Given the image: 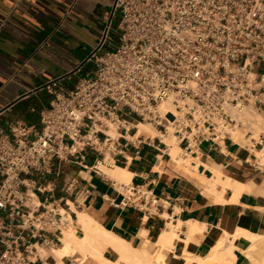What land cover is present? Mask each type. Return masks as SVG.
Segmentation results:
<instances>
[{
	"label": "built area",
	"instance_id": "2783aa9c",
	"mask_svg": "<svg viewBox=\"0 0 264 264\" xmlns=\"http://www.w3.org/2000/svg\"><path fill=\"white\" fill-rule=\"evenodd\" d=\"M102 21L86 58L90 72L71 89L44 84L52 98L38 125L14 120L0 128V264H45L38 249L54 247L72 226L58 199L33 192L51 191L53 181H30L57 177L61 162L101 174L100 165L112 167L143 145L170 159L161 137L169 134L183 158L203 143L228 141L253 153L264 142V0H112ZM136 120L160 135L138 134ZM87 157L92 163L82 165ZM62 185L88 193L73 177ZM116 185L114 207L155 214L151 190Z\"/></svg>",
	"mask_w": 264,
	"mask_h": 264
},
{
	"label": "crops",
	"instance_id": "0c3cea01",
	"mask_svg": "<svg viewBox=\"0 0 264 264\" xmlns=\"http://www.w3.org/2000/svg\"><path fill=\"white\" fill-rule=\"evenodd\" d=\"M111 3L112 0H0V128L6 129L14 120L38 125L39 111L52 98L44 84L55 80L62 88L71 89L78 78L90 72L93 63L86 58L102 38V16ZM135 151L127 149L116 158L114 166L107 168L121 167L130 174L127 183L152 191L158 199L153 215H143L131 207H114L112 202L120 198L116 183L124 182L104 171L97 174L74 163L61 162L57 177L30 180L32 187L53 181L51 191H32L40 201L52 195L74 218L72 226L57 235L60 241L54 247L38 249L45 264H103L99 256H95L99 260L93 259L88 252L82 253L85 258L79 251L62 257L57 253L67 232L71 235L74 231L76 238L86 235L85 224L82 228L80 223L87 221L94 225L87 223L89 228L99 225L138 250L154 254V247L155 253L164 251L171 264H185V253L196 259L190 264H202L197 263L198 259H208L222 237L224 249L232 240V264H255L244 249L252 242L246 238L248 234L264 236V163L256 155L258 151L264 157V142L253 153L228 141L218 145L203 143L198 154L184 157L189 159L187 170L147 145L138 154ZM91 163L87 157L82 165ZM211 163L221 167L223 180L231 181L225 189L221 184L214 189L203 187L201 177L210 179L214 175L208 169L213 167ZM71 177L88 193L64 191L62 184ZM77 212L87 214L92 222L87 218L78 221ZM190 226H197V230L189 232ZM164 232L171 234L170 245L159 242ZM105 248L100 252L102 258L115 261L117 252L109 246ZM37 264L42 262L38 260Z\"/></svg>",
	"mask_w": 264,
	"mask_h": 264
},
{
	"label": "bare ground",
	"instance_id": "6f19581e",
	"mask_svg": "<svg viewBox=\"0 0 264 264\" xmlns=\"http://www.w3.org/2000/svg\"><path fill=\"white\" fill-rule=\"evenodd\" d=\"M166 106H167V103H163L161 105L162 108H166ZM257 120H259V118H257ZM135 124L138 126V132H137L138 134L145 133V134L151 135L152 137H154L156 135H160L158 133V131L149 123L142 122L140 120H136ZM233 135H234V137H237L236 138L237 140H239L240 142H243L244 139H243V135L241 134V132L235 131L233 133ZM161 137H162V140L167 143L166 145L168 146V152L171 156V158H170L171 161H173L175 164H177L179 166H180V164H186L189 167V159L181 158V155H180L181 149L179 148L177 141L175 140L173 135L169 134V135H164ZM256 155L264 163V157H262V153L257 151ZM197 156H199V155H197ZM190 161H192V160H190ZM196 164H197V162H196ZM211 164H213V163H211ZM194 166L192 168L197 170L196 168H194ZM211 167H212V165H211ZM99 168L102 171H104V173H106L108 176H111L112 178L119 179V180L123 181L124 183L129 182L130 174L126 170L122 169L121 167H115L112 170V169H108L104 165H100ZM220 168H221L220 166H216L214 164H213L212 168H208V169H212L211 172H212V175L213 174L214 175L210 179H207L205 177V175H204V177H201L203 183H205L203 185V187L206 185L210 189L211 188L214 189L217 184H221L223 186V189H225L226 187H228L230 185L229 184L230 180L228 178L223 180L224 175H223V172ZM185 169H186V167H185ZM194 175L196 176L195 173H194ZM198 177H200V176H198ZM197 179H198L197 182H199L200 179L199 178H197ZM230 183H231V181H230ZM231 185H233V184H231ZM210 191H212V190H210ZM72 209H74V208H72ZM77 215H78L77 217L79 218L78 221H80V222H84L86 218L88 220H90V218H89L90 216H88L87 214H85L83 212L82 213L77 212ZM78 218H76V219H78ZM90 221L92 222V220H90ZM87 223H88V221H87ZM87 223L86 222L80 223L82 225L85 224V227H86V231H83V229H82L84 227V225L81 228L84 234L86 232V235L85 236L83 235L84 237H82V238L74 237L73 236L74 231H73V233H70L71 235H68V232H67L66 237L63 236L64 237L63 241L62 240L61 241H62V243L64 242V245L62 247H60L59 250H57L58 255H60L61 257H62V255H68L69 256V255H72L73 253L79 251L81 255H83L82 253H85V252H88L89 256H90V253H91V255L93 254L94 257L90 256L93 259L95 258V256H97V257L99 256L98 258H100L101 260L97 259V257L95 259L101 261L103 264H167L165 259H164L163 254H160L157 258H152L151 254L149 252H146L142 249L138 250V249L132 247L129 243H127L126 241H124L120 237H117V236L113 235L112 233L107 232L102 228H99L100 227L99 225H98L99 227L95 226L94 228H92L94 226L93 223L92 224L88 223L89 226H90V224L93 225L91 228H89ZM70 229H72V228H70ZM188 229H189V232L191 231L193 233L195 230H197V226L196 227L190 226V228H188ZM84 230H85V228H84ZM66 231H68V230H66ZM239 231H237L239 234H244V233L247 234V232L242 233ZM172 232H171L172 235L171 234L170 235L173 237L174 232L173 233ZM64 233H66V232L64 231ZM169 233H166V232L162 233V236H160L161 240L159 241L161 244L166 245V246L171 244L172 238L169 235ZM238 233L236 236L239 235ZM189 235H192V234H189ZM226 236H228V235H226ZM246 238H250L252 241L250 243V246H248L247 248L244 249V252L247 255V258L248 259L250 258V260L254 261L255 264H264V236H259L257 234H248V236H246ZM225 239L226 238H224V241H225ZM232 239H234V237H232ZM230 241L231 242H229V241L228 242L231 244L232 240H230ZM218 242H217L218 245L216 244L212 248L211 254L210 253L208 254V255H210V256H208L209 258L208 259L207 258L198 259L197 263L200 262L202 264H212L213 261L214 262L220 261V262L225 263V264H232L233 262H230V258L232 259L231 261H233V254L231 252L232 251L231 250L232 244L230 245L228 243L229 246L227 245L228 247L226 249H224L225 246L222 245L223 244V237H222V239H219ZM105 246H109V248L111 247V250L113 249L114 252H117L118 257L115 261L112 262V261H109L107 259L102 258V255H100L101 254L100 252L102 251V249L104 250ZM163 248H165V247H163ZM228 248H230V249H228ZM42 254H44V252H42ZM185 255H186V256H184V258L186 260L185 264H190L191 261L195 259L194 256L187 255L186 253H185ZM84 256L85 255H83V257ZM227 258H229V260ZM75 264H77V263H75Z\"/></svg>",
	"mask_w": 264,
	"mask_h": 264
},
{
	"label": "rangeland",
	"instance_id": "374dc122",
	"mask_svg": "<svg viewBox=\"0 0 264 264\" xmlns=\"http://www.w3.org/2000/svg\"><path fill=\"white\" fill-rule=\"evenodd\" d=\"M113 38H114V35H113V31H112V32L109 34V40H114ZM148 126H149V125H148ZM180 155H181V154H180ZM181 158H183L182 155H181ZM178 166H179V165H178ZM180 167H184V170H187V169H185V167L187 168L188 166H187L186 164H180ZM163 247H165V246H163ZM163 247H162V249H164ZM151 251L154 252V254H151V253L149 252V253L151 254L152 258H157L160 254H163L166 263H167V264H171V263L168 261L167 255H165L164 251L156 252V253H155V249H154V247H151Z\"/></svg>",
	"mask_w": 264,
	"mask_h": 264
}]
</instances>
